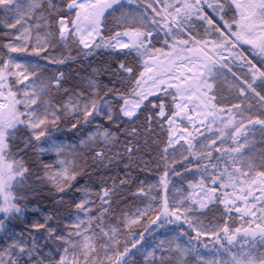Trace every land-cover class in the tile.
Here are the masks:
<instances>
[{
  "label": "snow or ice",
  "instance_id": "1",
  "mask_svg": "<svg viewBox=\"0 0 264 264\" xmlns=\"http://www.w3.org/2000/svg\"><path fill=\"white\" fill-rule=\"evenodd\" d=\"M0 264H264V0H0Z\"/></svg>",
  "mask_w": 264,
  "mask_h": 264
},
{
  "label": "trees",
  "instance_id": "2",
  "mask_svg": "<svg viewBox=\"0 0 264 264\" xmlns=\"http://www.w3.org/2000/svg\"><path fill=\"white\" fill-rule=\"evenodd\" d=\"M34 206L40 207L41 209L45 208L47 206V201H39ZM29 215H32L31 213ZM36 215H39L38 213ZM22 227V225H21Z\"/></svg>",
  "mask_w": 264,
  "mask_h": 264
}]
</instances>
